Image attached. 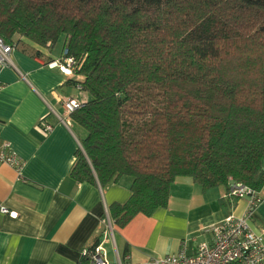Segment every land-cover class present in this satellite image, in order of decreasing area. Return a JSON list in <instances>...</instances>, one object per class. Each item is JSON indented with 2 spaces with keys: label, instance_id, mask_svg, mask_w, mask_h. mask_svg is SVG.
I'll use <instances>...</instances> for the list:
<instances>
[{
  "label": "trees",
  "instance_id": "trees-1",
  "mask_svg": "<svg viewBox=\"0 0 264 264\" xmlns=\"http://www.w3.org/2000/svg\"><path fill=\"white\" fill-rule=\"evenodd\" d=\"M17 36H62L76 60L88 99L70 117L86 135L69 175L131 177L114 225L165 206L178 176L264 186V0H0V37Z\"/></svg>",
  "mask_w": 264,
  "mask_h": 264
},
{
  "label": "crops",
  "instance_id": "crops-1",
  "mask_svg": "<svg viewBox=\"0 0 264 264\" xmlns=\"http://www.w3.org/2000/svg\"><path fill=\"white\" fill-rule=\"evenodd\" d=\"M15 40L9 64L0 67V144L8 142L23 165L17 171L0 163V206L15 213L0 211V264H77L82 248L96 242L110 263L154 264V258L182 247L191 252L209 238L213 224L244 212L245 200L229 197L225 185L204 189L191 177L178 176L165 206L114 225L108 209L129 198L131 177L101 185L69 175L86 131L71 117L61 121L62 104L88 95L47 65L60 57L62 43L55 54V44ZM36 51L39 55H32ZM42 118L52 125L49 132L42 129ZM259 193L264 196V186ZM106 216L111 231L104 228ZM250 227L264 234V200Z\"/></svg>",
  "mask_w": 264,
  "mask_h": 264
},
{
  "label": "built area",
  "instance_id": "built-area-1",
  "mask_svg": "<svg viewBox=\"0 0 264 264\" xmlns=\"http://www.w3.org/2000/svg\"><path fill=\"white\" fill-rule=\"evenodd\" d=\"M13 45L5 42L0 37V67L9 64V54ZM63 55L47 63L50 67H57L67 77L74 76L76 60L72 56H66V50L62 49ZM78 90L80 87L77 86ZM82 100L68 98L63 102V118H69L70 113L78 108ZM41 119L40 123L45 132L52 129V125ZM0 163L13 166L20 171L23 161L10 148L8 142L0 144ZM227 195L231 198L244 199L246 206L244 212L237 216L229 213L222 220L209 228V238L196 244L191 252L182 247L175 253L159 256L153 259L154 264H264V234L254 231L250 227L258 204L264 200V196L249 185L238 180H230L227 187ZM2 213L15 215L5 206H0ZM106 231L112 230L111 221L106 216L104 219ZM84 259V260H83ZM77 264H121L110 263L106 259L105 251L99 243L92 248L84 247L80 252Z\"/></svg>",
  "mask_w": 264,
  "mask_h": 264
},
{
  "label": "rangeland",
  "instance_id": "rangeland-1",
  "mask_svg": "<svg viewBox=\"0 0 264 264\" xmlns=\"http://www.w3.org/2000/svg\"><path fill=\"white\" fill-rule=\"evenodd\" d=\"M61 43H62V36L59 37V39L57 40V42L55 43V45H54V47H53V52H54L55 54H58V53H59ZM84 131H85V130H84ZM80 148H81V150L83 151V148L81 147V145H80ZM83 152H84V151H83ZM261 163H262V166H264V156H262V161H261ZM111 227H112V226H111Z\"/></svg>",
  "mask_w": 264,
  "mask_h": 264
}]
</instances>
